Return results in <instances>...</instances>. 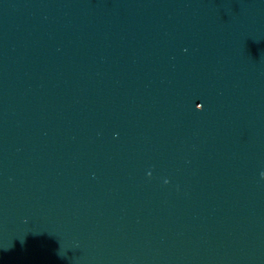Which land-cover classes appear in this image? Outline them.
I'll return each instance as SVG.
<instances>
[{
    "label": "water",
    "instance_id": "1",
    "mask_svg": "<svg viewBox=\"0 0 264 264\" xmlns=\"http://www.w3.org/2000/svg\"><path fill=\"white\" fill-rule=\"evenodd\" d=\"M0 264H264V197L0 89Z\"/></svg>",
    "mask_w": 264,
    "mask_h": 264
}]
</instances>
